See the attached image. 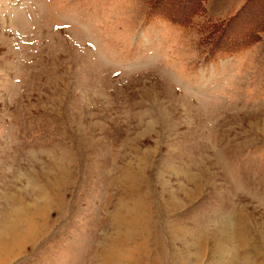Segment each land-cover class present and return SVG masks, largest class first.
<instances>
[{"label":"rangeland","instance_id":"374dc122","mask_svg":"<svg viewBox=\"0 0 264 264\" xmlns=\"http://www.w3.org/2000/svg\"><path fill=\"white\" fill-rule=\"evenodd\" d=\"M0 264H264V0H0Z\"/></svg>","mask_w":264,"mask_h":264},{"label":"trees","instance_id":"16d2710c","mask_svg":"<svg viewBox=\"0 0 264 264\" xmlns=\"http://www.w3.org/2000/svg\"><path fill=\"white\" fill-rule=\"evenodd\" d=\"M224 31H221L217 34H212L210 31L205 35L203 38V41H201V51L202 52H214L217 50H227V51H232L234 49H238L241 46L245 45L247 43L246 39L242 40H234L230 42H225L221 36Z\"/></svg>","mask_w":264,"mask_h":264},{"label":"bare ground","instance_id":"6f19581e","mask_svg":"<svg viewBox=\"0 0 264 264\" xmlns=\"http://www.w3.org/2000/svg\"><path fill=\"white\" fill-rule=\"evenodd\" d=\"M12 225H9V229L11 228ZM14 228V227H13ZM14 230V229H13ZM13 235L16 236L15 232H13Z\"/></svg>","mask_w":264,"mask_h":264}]
</instances>
